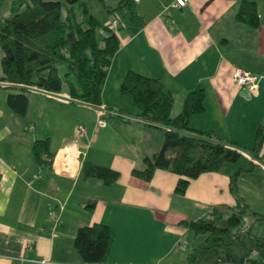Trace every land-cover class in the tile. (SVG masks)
Segmentation results:
<instances>
[{"label": "crops", "instance_id": "obj_1", "mask_svg": "<svg viewBox=\"0 0 264 264\" xmlns=\"http://www.w3.org/2000/svg\"><path fill=\"white\" fill-rule=\"evenodd\" d=\"M251 1L258 5L256 27L237 19L241 0H188L185 6H177V0H136L146 23L134 36L121 34L104 97L110 84L121 86L132 70L163 81L174 96L171 116L176 117L187 94L202 87L205 112L193 115L189 127L253 150L257 132L264 134V0ZM10 9L0 0V14L9 15ZM237 68L261 76L249 98L234 82ZM31 90L25 115L13 111L6 92H0V264H91L82 259L75 236L79 227L94 223L115 232L107 262L98 264H188L205 236H196L181 220L207 218L215 206H235L237 197L264 214V141L257 166L240 174L237 193L231 189L230 171L203 173L179 195L180 175L157 169L142 188L132 183L131 173L144 169L145 158L161 149L164 130L144 124L137 108L129 114L102 98L101 107L125 114L124 119L102 118L99 105L73 102L66 91L54 97L44 89ZM73 115L86 126L84 134L76 133ZM48 138L56 159L51 167L39 164L32 151L36 140ZM74 141L85 161L108 165L120 178L107 186L85 178L82 171L75 177L58 172L59 154ZM159 225L169 235L164 255H154L152 243L135 244L156 236ZM249 226L231 245L217 242L201 249L195 264H264V249L253 239L264 237V220L251 232ZM187 235L194 243L182 250L178 246Z\"/></svg>", "mask_w": 264, "mask_h": 264}, {"label": "trees", "instance_id": "obj_2", "mask_svg": "<svg viewBox=\"0 0 264 264\" xmlns=\"http://www.w3.org/2000/svg\"><path fill=\"white\" fill-rule=\"evenodd\" d=\"M78 10L75 7L68 12L62 0H14L10 14H0V45L4 52L0 81L15 89L8 94L7 103L16 113H27L28 91L32 87L57 94L66 91L73 102L100 106L109 69L121 45L120 35L134 36L146 23L136 0H120L115 7L108 8L110 17L119 21L118 29L109 30L108 36L101 33L102 29H109L107 24L100 26L86 1L78 4ZM237 19L258 26L257 2L241 0ZM61 67H64V73H61ZM121 91L132 96L137 116L144 124L164 130L161 149L145 158L144 169H133L131 180L136 186L147 188L157 169H167L180 175L175 192L184 195L190 181L201 174L230 171L231 189L237 193L240 174L257 166L264 141L260 130L254 149L248 151L210 131L189 127L193 115L205 112L202 87L187 94L183 109L176 117L171 116L174 96L160 78L130 70ZM124 116L119 112L110 117L124 119ZM50 143L49 138L38 139L33 143L32 151L39 164L51 167L54 155L50 153ZM248 154L252 158H247ZM82 172L85 178L102 180L107 186L113 185L121 176L112 167L90 161H84ZM246 214L252 218L251 222L245 218ZM263 220L262 214L239 197L235 206H215L207 218L181 220L179 224L196 236H205L203 243L194 248L188 264H195L201 249H210L217 242L231 245L245 224H250L251 232L254 225ZM253 239L264 249V237L253 236ZM114 240L115 232L109 225L94 223L78 228L75 246L86 263H105Z\"/></svg>", "mask_w": 264, "mask_h": 264}, {"label": "rangeland", "instance_id": "obj_3", "mask_svg": "<svg viewBox=\"0 0 264 264\" xmlns=\"http://www.w3.org/2000/svg\"><path fill=\"white\" fill-rule=\"evenodd\" d=\"M13 0H3V8L11 6ZM64 3L65 8L68 10V12H72L73 8L77 7L78 10V4H80L81 2H85L88 5V7L90 8L91 12L94 14V16L97 18V20L100 22V26L103 27L106 24H108L109 20H110V15H109V11L108 8L113 7L115 5L118 4L119 0H62ZM79 11V10H78ZM2 14V12H1ZM78 14L80 15V13L78 12ZM77 14V15H78ZM79 19V16H78ZM4 56V52L1 48L0 45V75H3V69H2V63H1V59ZM61 73H64V67H61ZM35 88V87H32ZM15 91L13 89V87L9 86V83L7 82H0V92H6V96H8V94L10 92ZM32 90L30 89L28 91L29 95H32L30 92ZM60 94V93H58ZM102 98L105 100V102L107 103L108 106L110 107H115V105H119L126 113L131 114L135 109V105L133 102V98L131 95L129 94H124L121 91V86L119 87H115L114 84H110L108 87V91L106 96L104 97V94L102 95ZM77 105L76 103H73V106ZM78 117V115L74 116L73 115V124H76L77 126H79L80 124H82V121L80 120V118H78L79 120H76ZM77 128V127H76ZM247 158H252L251 156ZM108 166V165H106ZM240 211V209H239ZM264 215V214H263ZM249 222H251L252 218L249 217L248 214H246V217ZM156 236H154L153 238H150V240H146L145 238H142V240L137 241L135 244L138 245V243L140 244H153V254L154 255H164L168 248V239H169V235L167 233H165L162 229V227L159 225L158 230L156 232ZM255 233V232H254ZM144 239V240H143ZM151 241V242H150ZM185 241H189V243H192V239H191V235H187L186 238H182L181 242L179 244V248H184L182 250H189L190 247L193 245L190 244L187 245V243H185ZM171 256H166L165 259L167 261H171Z\"/></svg>", "mask_w": 264, "mask_h": 264}, {"label": "built area", "instance_id": "obj_4", "mask_svg": "<svg viewBox=\"0 0 264 264\" xmlns=\"http://www.w3.org/2000/svg\"><path fill=\"white\" fill-rule=\"evenodd\" d=\"M187 3H188V0H177L176 5L185 6V4ZM107 26L109 28L108 30L107 29L101 30V33L104 36H108L109 30L116 31L119 26V21L116 18H111ZM233 79L237 86L244 88V89L248 88L251 93L258 89L261 76L256 73L237 68L233 72ZM49 94H51V96H54V97H59V94L57 93L49 92ZM66 100L68 101V98H66ZM99 113L102 118H106V117H110L113 115H118L119 112L110 111V110H107L105 107L99 106ZM86 131L87 129L84 124H80L76 128V133L78 135L84 134ZM84 157H85V152L78 147L77 141H74L71 144H68L67 146H65L62 153L59 154L58 165L57 167H55V169L62 174L75 177L82 171V167L85 161ZM55 162H56V159L53 160L54 166H56ZM57 220H59L58 217H57ZM28 247L31 248L32 244L29 243ZM39 263L49 264L50 262L48 260H42V261H39Z\"/></svg>", "mask_w": 264, "mask_h": 264}, {"label": "water", "instance_id": "obj_5", "mask_svg": "<svg viewBox=\"0 0 264 264\" xmlns=\"http://www.w3.org/2000/svg\"><path fill=\"white\" fill-rule=\"evenodd\" d=\"M241 94L245 96L246 98H249L251 96L250 91L248 88H245L241 91Z\"/></svg>", "mask_w": 264, "mask_h": 264}]
</instances>
